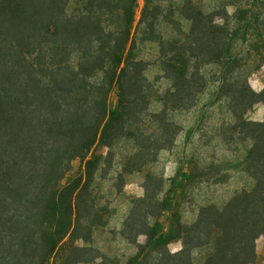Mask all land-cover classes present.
<instances>
[{
  "label": "trees",
  "instance_id": "1",
  "mask_svg": "<svg viewBox=\"0 0 264 264\" xmlns=\"http://www.w3.org/2000/svg\"><path fill=\"white\" fill-rule=\"evenodd\" d=\"M219 1L205 11L194 0H145L140 33L158 44L167 82L155 92L148 63L135 53L138 0H0V264H50L65 241L64 264H103L89 247L99 217L91 190L96 176L103 180L118 165L122 191L127 176L142 174L175 146L182 133L175 113L194 108L206 89L209 99L227 105L232 129L250 141L244 170L254 188L221 209L204 206L171 235L159 221L168 202L164 175L147 173L145 196L123 225L125 238L140 250L128 264L256 262L264 237V121L247 115L264 104V91L252 89L251 70L243 71L233 54L227 8L234 6L248 25L247 37L257 32L259 56L264 32L254 27L263 23L259 0ZM160 22L175 36L158 31ZM212 70L220 75L213 86ZM116 86L118 105L110 109ZM99 146L107 149L104 156L97 155ZM77 159L85 170L61 187ZM176 238L183 246L173 253ZM204 249L210 254L197 263L194 254Z\"/></svg>",
  "mask_w": 264,
  "mask_h": 264
},
{
  "label": "rangeland",
  "instance_id": "2",
  "mask_svg": "<svg viewBox=\"0 0 264 264\" xmlns=\"http://www.w3.org/2000/svg\"><path fill=\"white\" fill-rule=\"evenodd\" d=\"M194 2L205 11L221 4L219 0H194ZM256 6V13H260V20L263 24L256 25L254 29L259 28L264 32V0H259ZM144 7L145 0H138L135 12L136 21L133 26V38L136 41L135 53L139 60L148 63L147 78L154 86V91L161 92L167 87V82L162 79L159 46L155 42L143 40L140 33V20ZM227 12L231 16L229 25L234 37L231 42L233 54L238 57L243 71L251 70L249 84L253 90L260 93L264 91V54L259 56L254 50L259 45V41L253 37L257 32H251L252 37H247L245 31L248 25L239 20L241 17L239 13L237 16L234 15L236 8L229 6ZM180 15L177 11L175 18L180 22L183 31L187 32L188 25ZM256 18L257 16L253 14L252 23ZM218 22L223 21L220 18ZM166 25L168 24L160 22L158 31L162 32L165 37L175 36L173 28ZM262 59L263 62H261ZM260 62L261 66H259ZM211 74L210 84L213 86L219 81L220 75L214 70ZM205 91L194 108L175 113V121L182 128V133L175 146L171 150L161 152L158 162L148 167L142 174L127 176L126 186L122 191L117 185L120 182L116 181L118 165L113 171L106 172L105 179H100L101 174L96 176L91 190L97 201L99 217L98 224L93 230L92 242L89 244L92 250L91 257L102 255L103 264H128L136 259L139 248L132 245L122 232L124 222L135 200L145 196L143 184L147 173H155L157 176L164 175L168 202L167 210L159 221L164 231L171 235L177 234L179 223H192L204 206L214 205L221 209L237 193L245 190L251 191L254 188V181L244 170L251 148L250 141L242 140V136L232 129L227 105L223 102H216V99H209L208 89ZM109 105L110 109H115L118 105L117 86L111 93ZM153 107L156 108V105ZM247 119L263 122L264 104L256 105L248 113ZM95 151L99 156L107 153V149L102 146L97 147ZM84 170L85 161L75 160L60 186H67ZM139 243L146 245L147 238L141 236ZM76 244L84 246V243L80 241ZM182 246V241L176 238L171 243L170 250L176 253L182 249ZM69 253L70 248L65 241L50 264H64ZM209 254L207 249L198 250L194 254L195 261L200 263ZM101 261L97 259L92 264H100ZM254 264H264V237L257 241V259Z\"/></svg>",
  "mask_w": 264,
  "mask_h": 264
}]
</instances>
